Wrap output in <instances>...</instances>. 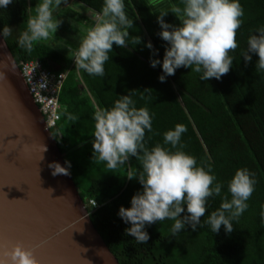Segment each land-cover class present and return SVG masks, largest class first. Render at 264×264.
Listing matches in <instances>:
<instances>
[{
    "label": "trees",
    "instance_id": "16d2710c",
    "mask_svg": "<svg viewBox=\"0 0 264 264\" xmlns=\"http://www.w3.org/2000/svg\"><path fill=\"white\" fill-rule=\"evenodd\" d=\"M74 1L75 6L62 3L54 13L68 14L87 27L74 30L69 50L47 41L36 43L31 52L18 46L17 37L26 29L29 15L35 14L38 0H14L6 10H0V29L4 24L13 26V35L6 41L19 64L40 60L51 71L68 72L60 92V120L51 131L65 160L71 161L70 171L82 198L86 203L89 199L97 202L89 209L91 218L120 263L264 264V72L255 70L258 56L254 54L247 65L241 56L248 37L264 26V0H240L243 23L237 30L238 47L230 53L234 60L228 74L220 80L203 81L190 68L181 67L164 83L158 80L162 68L150 66L151 52L144 42L151 41L158 50L156 58L162 61L167 44L158 35L161 29L156 16L169 11L165 20L178 25L180 21L170 10L183 7L180 0H125L128 15H139L129 30V43L135 36L143 42L125 48L114 44L103 77L78 71L72 58L79 41L95 23L94 14L100 11L103 0ZM78 5L85 11L78 10ZM129 92L137 108L147 107L153 114V131L145 133L147 148L163 144L164 132L180 123L187 128L181 138L184 151L198 163L212 166L223 183V193L227 194L228 181L238 168L247 167L255 173L257 183L248 208L233 221L232 233L226 234L222 226L219 234H214L206 223L220 206L221 198L215 197L209 199L206 214L195 230L186 226L173 236L174 221L164 220L148 227L147 243L125 234L129 225L117 213L121 205L129 207L131 197L142 190L137 178H127L129 172L137 173L140 161L132 156L125 165L109 169L105 162L93 158L92 141L95 113L110 109L120 95ZM69 115L77 119L70 120Z\"/></svg>",
    "mask_w": 264,
    "mask_h": 264
},
{
    "label": "clouds",
    "instance_id": "9594fccd",
    "mask_svg": "<svg viewBox=\"0 0 264 264\" xmlns=\"http://www.w3.org/2000/svg\"><path fill=\"white\" fill-rule=\"evenodd\" d=\"M12 3L14 0H0V10H6ZM62 3L64 0H38L35 14L29 15L26 29L17 37L18 46L31 52L36 43L52 40L63 23L54 14ZM180 4L183 7L170 10L180 21L178 25L165 20L169 11L156 16L161 29L158 35L167 47L161 61L156 58L158 50L151 41L144 42L151 52L150 66L162 68L158 76L161 83L181 67L199 74L200 80H220L233 67L234 57L230 53L238 47L237 30L244 16L240 0H180ZM138 18V14L134 18L128 15L125 0H103L100 11L94 14L95 23L79 41L72 57L75 68L103 77L104 65L110 59L114 44L125 48L143 42L140 36H135L131 43L128 40L134 19ZM12 35L13 26L4 24L0 37L4 41ZM254 54L258 56L256 72H264V26L256 28L248 37L246 50L241 52L245 65L252 61ZM69 119L77 118L69 115ZM94 119L93 158L105 162L109 169L125 165L132 156L140 161L137 173L129 172L127 178H137L142 190L131 197L129 207L121 205L117 213L129 225L125 228L126 235L138 243H147L148 227L164 220L174 221L173 236L186 226L195 230L206 214L209 199L215 197L221 198L220 206L211 212L206 223L214 234H219L222 226L226 234L233 232V221L248 208L247 201L257 183L255 173L247 167L238 168L228 181L227 194L223 193V183L217 179L212 166L198 163L195 156L184 151L181 138L187 128L180 123L164 132L163 144L147 148L145 133L153 131V114L147 107L137 108L130 92L120 95L110 109L98 110ZM48 166L54 176L68 175L71 161L65 160L64 165L53 161ZM7 255L12 264H39L32 250L19 243Z\"/></svg>",
    "mask_w": 264,
    "mask_h": 264
},
{
    "label": "water",
    "instance_id": "95a60500",
    "mask_svg": "<svg viewBox=\"0 0 264 264\" xmlns=\"http://www.w3.org/2000/svg\"><path fill=\"white\" fill-rule=\"evenodd\" d=\"M53 161L64 165V153L0 37V264L17 243L39 264H121L71 171L52 175Z\"/></svg>",
    "mask_w": 264,
    "mask_h": 264
},
{
    "label": "built area",
    "instance_id": "2783aa9c",
    "mask_svg": "<svg viewBox=\"0 0 264 264\" xmlns=\"http://www.w3.org/2000/svg\"><path fill=\"white\" fill-rule=\"evenodd\" d=\"M20 67L33 98L45 116L47 126L50 129L56 127L60 120V92L68 72L51 71L45 68L40 60L23 61ZM95 205L97 202L89 199L87 206L90 208Z\"/></svg>",
    "mask_w": 264,
    "mask_h": 264
},
{
    "label": "rangeland",
    "instance_id": "374dc122",
    "mask_svg": "<svg viewBox=\"0 0 264 264\" xmlns=\"http://www.w3.org/2000/svg\"><path fill=\"white\" fill-rule=\"evenodd\" d=\"M64 6H75V1L68 0L67 2L64 3ZM76 8L82 12L85 11L84 6L81 7V5H78L76 6ZM55 15L58 16V18L62 19L63 23L61 24L57 33L54 34V38L47 42H51L56 46L64 47L67 49L68 43L70 42V44H72V41L74 40L72 38V35L76 34L74 30L76 28L86 29L87 27L86 25L82 24L81 20L69 16L68 14H55ZM67 50H69V48Z\"/></svg>",
    "mask_w": 264,
    "mask_h": 264
},
{
    "label": "bare ground",
    "instance_id": "6f19581e",
    "mask_svg": "<svg viewBox=\"0 0 264 264\" xmlns=\"http://www.w3.org/2000/svg\"><path fill=\"white\" fill-rule=\"evenodd\" d=\"M60 114V113H59Z\"/></svg>",
    "mask_w": 264,
    "mask_h": 264
}]
</instances>
